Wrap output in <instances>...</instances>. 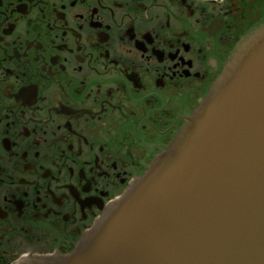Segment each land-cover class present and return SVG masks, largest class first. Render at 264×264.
Instances as JSON below:
<instances>
[{
	"label": "flooded vegetation",
	"instance_id": "1",
	"mask_svg": "<svg viewBox=\"0 0 264 264\" xmlns=\"http://www.w3.org/2000/svg\"><path fill=\"white\" fill-rule=\"evenodd\" d=\"M264 26V0H0V264L70 253Z\"/></svg>",
	"mask_w": 264,
	"mask_h": 264
},
{
	"label": "water",
	"instance_id": "2",
	"mask_svg": "<svg viewBox=\"0 0 264 264\" xmlns=\"http://www.w3.org/2000/svg\"><path fill=\"white\" fill-rule=\"evenodd\" d=\"M77 251L40 264H264V30Z\"/></svg>",
	"mask_w": 264,
	"mask_h": 264
}]
</instances>
